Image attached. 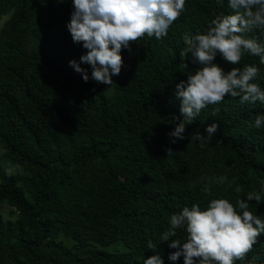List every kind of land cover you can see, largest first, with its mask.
Instances as JSON below:
<instances>
[{
  "label": "trees",
  "instance_id": "16d2710c",
  "mask_svg": "<svg viewBox=\"0 0 264 264\" xmlns=\"http://www.w3.org/2000/svg\"><path fill=\"white\" fill-rule=\"evenodd\" d=\"M71 11V0H0V150L22 168L11 175L0 166V264H143L155 252L164 264H183L169 261L175 249L160 242L171 214L213 198L235 206L264 180V127H253L264 114L259 101L226 95L202 109L185 136L216 122L206 146L190 137L171 144L167 135V120L183 119L175 84L200 67L180 66L185 33L203 32L233 10L227 0H186L167 36L145 35L121 50L112 85L84 82L69 67L86 53L66 28ZM213 62L225 72L256 65L264 88L259 57L245 53L231 65L218 53ZM220 176L234 180L232 188L215 183ZM205 183L211 195L201 191ZM3 205L13 218L2 215ZM248 210L264 216V199L249 201ZM186 235L178 229L171 239ZM148 240L157 248L148 249ZM234 264H264V234Z\"/></svg>",
  "mask_w": 264,
  "mask_h": 264
},
{
  "label": "clouds",
  "instance_id": "9594fccd",
  "mask_svg": "<svg viewBox=\"0 0 264 264\" xmlns=\"http://www.w3.org/2000/svg\"><path fill=\"white\" fill-rule=\"evenodd\" d=\"M186 0H71L72 11L66 28L74 43L82 42L86 53L79 61L68 62L84 82L89 79L112 85V77L121 72L122 49H129L130 42L144 37L160 39L167 36L169 27L184 11ZM223 5L224 0H216ZM232 14L218 15L210 20L203 32L185 33V47L180 51L182 68L189 61L200 67L186 80L175 84V98L179 101V112L183 119L173 117L167 124L173 125L167 133L170 143L188 139L200 146L208 145L219 128L213 122L205 126L203 133L196 130L185 136L186 125L195 120L208 105L219 104L226 95L239 98L241 104H264V88L255 82L260 69L256 65H245L242 69L232 67L225 72L213 61L217 54L231 65L240 63L247 53L259 57L264 64V40L249 38L245 34L256 28H264V0H227ZM264 35V34H262ZM86 64L90 68L81 67ZM216 111V110H214ZM253 127H264V114H257ZM172 150L167 149V154ZM205 178H202V181ZM235 181L227 176L215 180L232 188ZM237 185L236 193L241 192ZM211 195V184L201 189ZM264 199V180L261 191L249 192L246 198H237L235 206L226 198H213L205 208L198 204L185 206L171 214L169 227L160 235V242L170 249L167 259L176 262L183 258V264H234L243 259L257 238L264 234V216L249 211V201L258 204ZM239 209V211L237 210ZM183 229V242L176 237L177 230ZM148 249L157 248L152 240L147 241ZM143 260V264H164L159 252Z\"/></svg>",
  "mask_w": 264,
  "mask_h": 264
},
{
  "label": "rangeland",
  "instance_id": "374dc122",
  "mask_svg": "<svg viewBox=\"0 0 264 264\" xmlns=\"http://www.w3.org/2000/svg\"><path fill=\"white\" fill-rule=\"evenodd\" d=\"M4 21L5 18L0 19V26ZM1 155H2V150H0V166L7 174L16 175L22 172V168L20 166L10 163L7 159L3 158ZM8 211L9 208H7L6 206L3 205L1 207V213L5 218H13L8 215ZM116 245H120V244L117 243L113 246H110L109 248H107V250L109 251L113 250L116 247Z\"/></svg>",
  "mask_w": 264,
  "mask_h": 264
}]
</instances>
